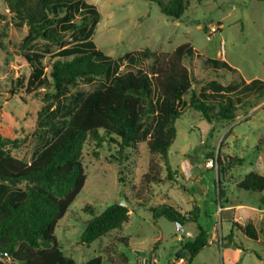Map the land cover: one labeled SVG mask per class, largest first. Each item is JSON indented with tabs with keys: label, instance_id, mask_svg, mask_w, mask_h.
Listing matches in <instances>:
<instances>
[{
	"label": "rangeland",
	"instance_id": "1",
	"mask_svg": "<svg viewBox=\"0 0 264 264\" xmlns=\"http://www.w3.org/2000/svg\"><path fill=\"white\" fill-rule=\"evenodd\" d=\"M83 1L100 13L93 41L106 56L120 62L119 74L152 75L155 55L172 53L188 43L196 51L195 57L185 61L196 80L194 89L200 93L212 82L226 92L233 86L238 90L232 95L249 105L238 110L234 121L210 123L190 108V96L184 97L182 116L175 124L177 135L169 150L170 175L163 159L151 154L146 143L120 155L122 149L115 137L105 138L101 145L89 138L82 153L86 183L55 230L63 253L78 264L97 257L102 258V264H122L127 256L129 264H137L136 254L150 259L159 255L154 264H188L187 259L180 262L177 258L187 239H182L176 223L164 218L156 222L150 211L157 204L169 203L188 218L190 212L197 214L199 220L184 227L191 234L186 237L197 236V225L209 233L211 245L191 264H264V220L255 219L250 209L242 210L237 213L242 225L239 229L240 224L222 223L230 213H222L221 209L236 203L264 208V191L247 193L237 188L250 173L264 176V97L255 100L253 92L243 90L244 81L264 83V0H187L189 8L181 21L164 15L151 0ZM0 14L7 16V24L0 28L5 46L0 47V136L17 141L16 147H9L12 154L30 162L43 144L33 134L46 104L36 93L26 90L32 70L21 55L20 44L28 28L18 30L11 25L6 0H0ZM127 55L131 58L120 61ZM212 60L220 62L218 67L210 63ZM44 63L49 74V59ZM105 83V78L92 84L78 83L64 105L73 108L79 94L90 93ZM145 124L149 127L152 120ZM218 156L226 172L220 178ZM151 162L161 168L164 182L146 189L142 178ZM218 179L224 192L221 203ZM120 202L128 203L131 210V219L123 229L91 245L81 244L87 222ZM251 221L256 239L244 230ZM231 232L233 240L226 241ZM122 238H127L129 244L121 242ZM221 242L225 247L220 246ZM134 250L142 252L135 254Z\"/></svg>",
	"mask_w": 264,
	"mask_h": 264
},
{
	"label": "trees",
	"instance_id": "2",
	"mask_svg": "<svg viewBox=\"0 0 264 264\" xmlns=\"http://www.w3.org/2000/svg\"><path fill=\"white\" fill-rule=\"evenodd\" d=\"M151 1L160 6L164 15L178 21L189 8L187 0ZM6 5L11 25L18 30L28 28L20 44L21 55L32 70L26 90L41 97L46 107L40 112L42 120L33 134L43 144L30 162L12 154L9 147H16L17 141L0 136V264H78L63 253L55 230L86 183L82 153L89 138L101 145L105 138L115 137L122 149L120 155L146 143L151 154L163 159L170 175L169 150L177 135L175 124L182 116L184 97L190 96V108L210 123L234 121L238 110L248 107L249 102L232 95L237 92L236 87L229 86L226 92L214 82L198 93L194 89L196 80L185 65V61L196 56L188 43L172 53L155 55L152 75L119 74L120 62L106 56L93 41L100 13L83 0H6ZM2 24H7V16L0 14V28ZM0 47L5 48L1 39ZM130 58L127 55L120 61ZM210 63L215 67L220 64L216 60ZM222 66L233 71L225 63ZM99 78H105L106 83L90 93L79 94L73 108L64 105L78 83L92 84ZM244 84L243 90L253 92L255 100L264 97L263 82L253 80ZM148 120L152 124L146 127ZM216 161L220 178L226 172L220 156ZM218 181L221 203L224 192ZM163 182L161 168L151 162L142 178V187L149 189ZM237 188L247 193H262L264 176L250 173ZM122 203L93 216L80 243L91 245L121 231L131 219L128 203ZM150 211L156 222L164 218L182 227L198 220L197 214L190 212L192 219L188 218L169 203L157 204ZM197 229L195 238L182 236L187 242L177 254L178 259H187L188 264L210 246L208 231L200 225ZM253 233L256 239V231ZM233 237L231 232L226 241H232ZM120 241L128 244L127 238ZM220 246L225 247L223 242ZM5 254L8 257L3 260ZM128 262L125 257L122 264ZM84 264H102V258Z\"/></svg>",
	"mask_w": 264,
	"mask_h": 264
},
{
	"label": "crops",
	"instance_id": "3",
	"mask_svg": "<svg viewBox=\"0 0 264 264\" xmlns=\"http://www.w3.org/2000/svg\"><path fill=\"white\" fill-rule=\"evenodd\" d=\"M246 82L249 83L250 81H246ZM221 209L223 210L222 213H227V214L230 213V214L224 216V219L222 220V223H224V222H229L230 223L231 222L233 225L234 224H237V225L240 224L241 225V223H240V217L237 216V213L240 212V211H242V210H245V209H250V211H252L254 213L255 219L257 217H260L261 219L264 220V208H262V207H259V208L254 207V206L245 207L244 205H241V204H237L236 203V204H231L228 207H223V208L221 207ZM183 213L185 214V212H183ZM252 224L254 225V223L251 221V223L248 224V225H251L252 226ZM240 225L238 226L239 229L242 227V225L241 226ZM248 225H246V226H248ZM246 226L244 228L246 235L253 238V236H254V233L253 232L256 231L255 230V226H252V229H248V228L246 229ZM181 236H182V234H181ZM209 243L211 245V243H212L211 242V239H209ZM128 244H129V240H128ZM136 251L142 252L141 250H134L135 254H136ZM127 258H128V260L130 262V259H129L128 256H127ZM158 258L160 259V256L159 255H158ZM138 259L139 258L137 257V254H136V262H137V264H138ZM172 260H174V259H172ZM129 262H128V264H129Z\"/></svg>",
	"mask_w": 264,
	"mask_h": 264
},
{
	"label": "built area",
	"instance_id": "4",
	"mask_svg": "<svg viewBox=\"0 0 264 264\" xmlns=\"http://www.w3.org/2000/svg\"><path fill=\"white\" fill-rule=\"evenodd\" d=\"M213 165H214L213 161L210 162L209 166H210V167H213ZM217 166H218V163H217V161H216V167H217ZM151 258H152V259H150L148 256H147V257L141 256V257L139 258V264H154V263H157V261H158V257H156V256L153 255ZM180 262H184V259H183V258L180 259Z\"/></svg>",
	"mask_w": 264,
	"mask_h": 264
},
{
	"label": "water",
	"instance_id": "5",
	"mask_svg": "<svg viewBox=\"0 0 264 264\" xmlns=\"http://www.w3.org/2000/svg\"><path fill=\"white\" fill-rule=\"evenodd\" d=\"M122 205H125V203H122ZM176 225H177V229H178V231L181 232V234H182L183 237H185V236H190V235H191L190 233H187V232H186L185 228L182 227L180 223H176ZM7 257H8V255L5 254V255H2L1 258H2L3 260H5Z\"/></svg>",
	"mask_w": 264,
	"mask_h": 264
}]
</instances>
